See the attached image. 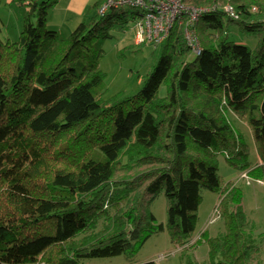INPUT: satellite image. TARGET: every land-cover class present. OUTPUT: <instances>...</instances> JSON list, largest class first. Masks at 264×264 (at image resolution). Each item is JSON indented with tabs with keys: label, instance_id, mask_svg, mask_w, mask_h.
<instances>
[{
	"label": "trees",
	"instance_id": "obj_1",
	"mask_svg": "<svg viewBox=\"0 0 264 264\" xmlns=\"http://www.w3.org/2000/svg\"><path fill=\"white\" fill-rule=\"evenodd\" d=\"M58 1L15 0L29 7L22 32L0 38V264L130 258L163 231L184 247L204 191L219 194L223 223L201 236L207 264H253L264 235L255 234L238 184L264 183V0H180L216 7L197 23L201 52L193 55L175 26L140 92L111 101L102 98L104 41L143 13L101 15L106 0H93L91 17L65 35L48 27ZM5 27L0 15V33ZM232 28L256 46L232 39ZM240 123L257 144L255 166ZM220 155L241 171L234 183L223 184ZM160 193L165 225L149 210Z\"/></svg>",
	"mask_w": 264,
	"mask_h": 264
},
{
	"label": "rangeland",
	"instance_id": "obj_2",
	"mask_svg": "<svg viewBox=\"0 0 264 264\" xmlns=\"http://www.w3.org/2000/svg\"><path fill=\"white\" fill-rule=\"evenodd\" d=\"M21 6L12 7L13 11L0 9L6 27L0 33V38L18 40L22 29L24 9ZM3 12V13H2ZM94 13V12H93ZM237 28L231 29V37L237 42L246 43L250 48L257 44V38L242 34ZM66 35H69L66 34ZM137 27L132 24L126 30L112 31V37L104 41V56L99 61V68L105 74V88L102 98L106 101L122 97H131L140 92L144 78L153 70L159 60L160 47L138 43L136 40ZM251 36V37H250ZM253 37V38H252ZM3 68L11 69L7 59ZM159 96H166V87L162 86ZM241 121V120H240ZM243 123V122H242ZM240 123L246 142L250 148L249 162L252 166L259 162L257 144L254 141L251 130L247 125ZM219 174L224 185L238 180L241 171L230 165L223 155L218 157ZM244 174H242V177ZM252 180L254 178L252 177ZM242 194V206L248 220L254 225L255 234L264 235V183L252 181L248 185L245 180L238 184ZM219 194L204 191L198 210V222L193 237L186 246H177L172 243L167 231L154 234L133 257L119 256L107 259H94L86 264H186V258H195L202 264H207V247L201 243L203 232L209 231L213 237L223 231V223L218 220L214 225L210 224V216L218 205ZM168 201L164 193L156 196L149 205V210L157 218L159 224L167 223ZM210 220V221H209ZM102 227H99L101 229ZM200 241V244H198ZM253 264H264V237L261 252L253 260Z\"/></svg>",
	"mask_w": 264,
	"mask_h": 264
},
{
	"label": "built area",
	"instance_id": "obj_3",
	"mask_svg": "<svg viewBox=\"0 0 264 264\" xmlns=\"http://www.w3.org/2000/svg\"><path fill=\"white\" fill-rule=\"evenodd\" d=\"M124 7H133L143 13V17L134 24L137 27L136 40L138 43L156 48L170 36L173 28L178 26L183 29L184 38L193 55L201 52V43L196 31L197 23L204 13L216 8L215 6L211 9L194 7L182 3L180 0H106L98 13L103 15L112 8ZM224 10L231 18H238L232 6H225ZM218 206L219 204L210 217L211 225L219 219Z\"/></svg>",
	"mask_w": 264,
	"mask_h": 264
},
{
	"label": "crops",
	"instance_id": "obj_4",
	"mask_svg": "<svg viewBox=\"0 0 264 264\" xmlns=\"http://www.w3.org/2000/svg\"><path fill=\"white\" fill-rule=\"evenodd\" d=\"M14 1L0 0V9L5 8V11H13L12 7L19 6ZM92 2L93 0H59L50 11L48 27L52 30L60 31L65 35L72 33L81 23L91 17L92 10L90 7ZM20 8L24 9V13L29 11V7L26 4ZM2 15L1 18L3 19Z\"/></svg>",
	"mask_w": 264,
	"mask_h": 264
}]
</instances>
